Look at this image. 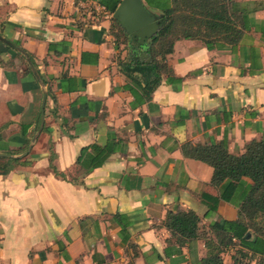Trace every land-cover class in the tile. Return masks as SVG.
Instances as JSON below:
<instances>
[{"label":"crops","instance_id":"1","mask_svg":"<svg viewBox=\"0 0 264 264\" xmlns=\"http://www.w3.org/2000/svg\"><path fill=\"white\" fill-rule=\"evenodd\" d=\"M236 1L250 11L239 43L175 41L182 80L162 75L145 98L98 0H0V264H203L209 225L238 219L251 180L224 199L182 148L238 155L264 134V0ZM187 211L197 238L167 226Z\"/></svg>","mask_w":264,"mask_h":264},{"label":"trees","instance_id":"2","mask_svg":"<svg viewBox=\"0 0 264 264\" xmlns=\"http://www.w3.org/2000/svg\"><path fill=\"white\" fill-rule=\"evenodd\" d=\"M120 1L98 0V3L113 13ZM145 3L161 12V23L157 32L143 43H132L114 18L111 24L117 41L129 40L130 60L124 64V71L145 98H149L162 75L169 80L170 76L182 80L173 76L166 63V55L172 52L175 41L193 39L208 49L233 48L247 29L246 16L250 12L236 0H145ZM182 149L186 156L205 162L213 169L211 183L217 186L223 183L220 195L224 199H230L231 188L244 177L251 180L239 206L238 219H222L209 225L207 254L202 263L226 264L221 256L225 247L238 244L232 264H249L242 262L239 255L257 257L254 264H264V134L250 141L238 155L229 153L226 141L209 145L187 142ZM54 172L65 178L64 173L56 169ZM199 221L193 211L179 212L169 214L167 226L181 236L197 238Z\"/></svg>","mask_w":264,"mask_h":264},{"label":"water","instance_id":"3","mask_svg":"<svg viewBox=\"0 0 264 264\" xmlns=\"http://www.w3.org/2000/svg\"><path fill=\"white\" fill-rule=\"evenodd\" d=\"M113 18L134 44L149 39L157 32L161 23V18L156 17L143 0H121L113 12ZM0 40L8 43L2 36Z\"/></svg>","mask_w":264,"mask_h":264},{"label":"rangeland","instance_id":"4","mask_svg":"<svg viewBox=\"0 0 264 264\" xmlns=\"http://www.w3.org/2000/svg\"><path fill=\"white\" fill-rule=\"evenodd\" d=\"M122 44V50L126 52V54H129L130 53V45H129V40H125V42H123L122 38H121V41H120ZM137 46V45H136ZM142 53V52H141ZM257 221H260V219H257ZM239 257L241 258V261L244 262V263H249V264H254L258 261V258L255 257V258H252L250 256H246V257H243L241 255H239Z\"/></svg>","mask_w":264,"mask_h":264},{"label":"built area","instance_id":"5","mask_svg":"<svg viewBox=\"0 0 264 264\" xmlns=\"http://www.w3.org/2000/svg\"><path fill=\"white\" fill-rule=\"evenodd\" d=\"M100 8V10H103V11H105V9H104V7L103 6H97V9H99Z\"/></svg>","mask_w":264,"mask_h":264}]
</instances>
